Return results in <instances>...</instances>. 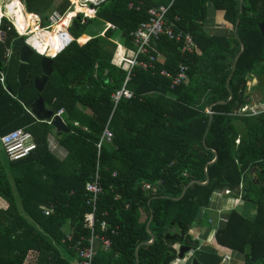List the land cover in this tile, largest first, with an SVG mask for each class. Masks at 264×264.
I'll return each instance as SVG.
<instances>
[{
    "label": "trees",
    "instance_id": "trees-1",
    "mask_svg": "<svg viewBox=\"0 0 264 264\" xmlns=\"http://www.w3.org/2000/svg\"><path fill=\"white\" fill-rule=\"evenodd\" d=\"M170 1L102 0L93 6L94 17L77 13L68 32L90 38L81 45L72 41L52 58V73L41 91L33 85L41 74L42 56L35 52L30 78L17 91L19 52L13 41L24 43V38L2 20L0 136L22 128L36 146L20 160L9 161L4 154L0 159V199L6 202L0 207V264H74V244L81 238L84 244L91 234L83 224L89 211L84 187L97 164L103 190L94 232L111 244L98 248L92 264H170L180 245L195 241L191 227L206 224L203 210L212 195L229 189L234 201L241 179V201L253 206L254 214L232 205L214 231V243L233 252L239 264H264V112L232 114L250 102L249 75L264 74V0H173L168 17L179 18L177 27L192 37L199 54L183 55L178 43L161 37L154 43L161 60L154 69L135 66L125 85L131 97L113 108L111 94L122 86L126 72L110 63L116 48L110 39L131 46L130 33L148 19L147 10ZM20 2L27 13L40 16L43 27L51 11L71 9L68 0ZM214 12L228 30H206ZM95 21L116 28L104 36L99 35L104 27L89 33ZM36 37L38 52L46 51L47 43ZM240 44L244 50L227 82ZM180 63L187 65L188 80L170 89L160 71L175 73ZM39 99L52 113L63 109L68 132L57 134L33 116L30 108ZM107 122L112 139L97 155L95 144ZM50 137L62 157L49 148ZM190 181L198 183L177 199ZM42 206L53 210L44 215ZM150 217L153 241L148 243Z\"/></svg>",
    "mask_w": 264,
    "mask_h": 264
},
{
    "label": "built area",
    "instance_id": "built-area-1",
    "mask_svg": "<svg viewBox=\"0 0 264 264\" xmlns=\"http://www.w3.org/2000/svg\"><path fill=\"white\" fill-rule=\"evenodd\" d=\"M4 1V2H3ZM71 4V9L66 11L64 14H60L58 11L53 10L48 15L47 26H41L40 16L35 13H29L32 16V25L26 26L22 33H19L15 21L13 17L6 13L7 2L9 0H0V44L3 38V31L1 29L2 20L6 19L14 28V30L18 33L19 36L24 38V43L27 44L35 53L41 56H48L51 59L55 55H48L46 51L40 53L38 52V45L36 43L39 40L36 37V34L39 32H47L48 30L53 29L54 26L59 25L60 28L57 30V34L60 39L65 42V46H67L72 41H76L78 44H84L90 37H87L84 41L81 40L80 36L78 38H74L68 32V24L69 21L72 20L77 13H82L84 17H89L83 11H75V4L73 0H68ZM80 5L88 6L93 10V15H95L94 5L97 4L96 0H76ZM20 2V0H19ZM173 0H171L167 5L159 4L150 7L147 10L148 19L142 23H140L131 33H130V43L131 46H126L121 42L110 39L116 46L113 56L111 57L110 63L126 72L125 79L122 83V86L113 91L111 94V100L113 102V108H115L117 102L121 98L128 99L131 97V92L125 88L126 82L130 78V74L132 69L135 66H138L144 70L154 69L155 63L161 60V54L158 49L154 46V43L159 40L161 37H165L168 40L174 41L179 44L180 53L183 55H188L192 53L199 54V50L195 45L192 37L185 33L183 30L177 27V21L179 18L177 16L173 18L168 17L169 8L172 5ZM1 3H3L4 10L1 9ZM24 8V7H23ZM26 13L25 9H23ZM73 12V15L66 20L67 15ZM89 17V18H92ZM110 29H115L116 27L106 22L102 31H100L99 35L104 36L105 31ZM63 47V48H64ZM62 48V49H63ZM61 49V50H62ZM60 50V51H61ZM59 51V52H60ZM10 51L6 52V57L10 56ZM187 65L185 63H180L176 69L175 73H171L167 70H161L160 74L165 78L170 80V89H174L175 87L186 83L188 80L187 74ZM0 81H3V76L0 74ZM264 112V102L258 103H247L243 105L238 110L234 111L232 114L236 116H256ZM63 113V109H59L53 115H58L61 117ZM64 121V120H63ZM50 124V121H47ZM112 139V132L108 127V122L103 128L97 143L95 144L97 155H99L101 146L105 142H110ZM238 143V139L235 140ZM0 146L4 152L5 157L9 161H17L20 160L27 155H29L35 149V141L30 132L25 131L22 128H17L11 130L4 135L0 136ZM144 188H149V184L144 183ZM85 192H86V200L85 204L89 207V211L86 212L83 216V224L86 228L90 229V236L85 240L83 244L82 241L84 239H80L76 241L73 248L76 254V260L74 264H92V260L98 250V248H102L103 250H107L110 247V240L104 235H99L94 232L96 223L98 220L95 218L96 204L102 193V185L100 174L98 172V164L96 165V169L90 179L85 183ZM241 192H242V179L238 186V194L237 198L234 199L235 202H239L241 200ZM231 191L229 189H224L219 192H215L214 194L221 195H229ZM235 207V206H234ZM42 213L44 215H48L52 212L51 206H42ZM100 228L104 229L106 227L105 221L99 222ZM97 242H99V247H97ZM192 252H187L184 254L183 258H178L182 261H186L190 259ZM224 259H230V257L226 254H223ZM177 259V258H176ZM175 259V260H176ZM173 260L172 262H174Z\"/></svg>",
    "mask_w": 264,
    "mask_h": 264
},
{
    "label": "water",
    "instance_id": "water-1",
    "mask_svg": "<svg viewBox=\"0 0 264 264\" xmlns=\"http://www.w3.org/2000/svg\"><path fill=\"white\" fill-rule=\"evenodd\" d=\"M99 1H102V0H96L97 3ZM241 5H242V2L240 1V5H239L240 8H241ZM237 23H238V19L236 20V24ZM71 25H72V20L69 21L68 26L70 27ZM260 30H261V34L264 35V27L263 26L260 27ZM13 45L18 47V52H19V54H18L19 63H18L17 69H16V76H17V81H18L17 91H20L30 78V76L28 74L29 69H30V58H31L34 51L27 44L21 43V40H19V39L14 40ZM243 50H244V46L242 44H240V50L234 58L233 65H232V72H231L230 76L228 77L227 82L231 78V75L234 71L236 59L243 52ZM2 51H3L2 45L0 44V61L2 59ZM40 68H41V74L38 77H35L33 79V85L37 91L42 90V88L45 85L48 77L52 73V59L48 56H42L40 59ZM256 80H257V85L259 87L264 88V74H259L257 76ZM6 91L8 93H11V90L8 87H6ZM231 98H232V94L229 91L228 100H230ZM217 103H223V102H217ZM212 105L213 104H211L207 107L208 113H210V108ZM31 110L33 111L34 115L39 119L46 120V119H50L52 117V112L46 111L44 109V102L40 99L34 105L31 106ZM210 121H211V115L209 116L208 124L210 123ZM50 123L54 127L55 133L60 134L62 132H68V128L60 116L54 115L51 118ZM202 142L204 143V139L202 140ZM216 159H217V154L215 153V157H214L213 161ZM207 182H208V176H206V181L204 182V184ZM193 183H198V182L197 181H190L187 184V186L182 190L180 196L177 199L181 198L182 195L184 194L186 188ZM150 220H151V217L149 218V220L147 222V231L148 232H149L148 225L150 223ZM149 234L151 236V239L148 243L153 241L152 234L150 232H149ZM190 251L192 252L191 257L189 259L190 264H220V262H221V256L219 255L217 249L214 246L202 245L198 241H192L189 244L180 245L178 247L177 257L183 258L184 254L187 252H190Z\"/></svg>",
    "mask_w": 264,
    "mask_h": 264
},
{
    "label": "crops",
    "instance_id": "crops-1",
    "mask_svg": "<svg viewBox=\"0 0 264 264\" xmlns=\"http://www.w3.org/2000/svg\"><path fill=\"white\" fill-rule=\"evenodd\" d=\"M21 3V2H20ZM21 6H23L22 5V3H21ZM218 18H219V20H215L216 21V23H222V24H225L224 26L227 28L228 27V24L226 25V23L225 22H223V21H220L221 19H220V14L219 13H217V15H216ZM217 27V26H216ZM217 28H220L221 29V27H217ZM225 28V29H226ZM206 30L209 32V33H214V30H215V26H214V24H208L207 26H206ZM222 30V29H221ZM37 35V34H36ZM38 36V35H37ZM84 36H86V37H89V36H87V35H84ZM39 37V36H38ZM43 40V39H42ZM43 41H45V40H43ZM46 43H47V47H49L48 48V50L50 49V44L47 42V41H45ZM10 51V49H6V52L7 51ZM48 50H46V51H48ZM2 76H3V74H2ZM248 81H249V78H248ZM1 82V81H0ZM2 84H3V81L1 82ZM6 89V88H5ZM252 89V88H251ZM249 90L248 91V93H249V95H250V103H258V102H263L262 101V98H263V94H262V96H261V98L259 99V100H257V102H255V101H253L252 100V95L250 94V92L252 91V90ZM252 93V92H251ZM35 104V103H34ZM33 104V105H34ZM31 109V108H30ZM44 109L46 110V111H49L45 106H44ZM31 112H32V114H33V116L36 118V119H38V120H41V121H45L46 123H47V121H50L51 122V118L54 116L53 114L54 113H52V117L50 118V119H46V120H43V119H39V118H37L35 115H34V113H33V111L31 110ZM61 119L63 120V117H62V115H61ZM64 122V121H63ZM49 124V123H48ZM50 125H51V123H50ZM52 126V125H51ZM53 127V126H52ZM53 131L55 132V130H54V127H53ZM48 142H49V148L56 154V155H58V153H60V155H58L59 157L61 156H63V154H64V152L60 149V148H58V146H57V144H56V140L54 139V137H50L49 138V140H48ZM253 174H255L254 172H253ZM214 196V197H213ZM225 196L226 195H221V196H218V195H216V194H213L212 195V197H211V203H210V205L207 207V208H205L204 210H203V214L204 215H206V217H207V222L209 223V227H208V224H207V222H206V224H199V225H193L192 227H191V229L189 230V233L191 234V237L195 240V241H198L200 244H202V245H212V246H214L216 249H217V251H218V253H219V255L221 256V262H220V264H223L222 262H223V259H224V257H223V254H226V255H228L229 257H230V259H224L225 260V264H239L240 262H239V260L236 258V256L234 255V253L233 252H231L230 250H228V249H225V248H222V247H218L215 243H214V231H215V229L217 228V227H219L222 223H224L225 221H226V213L228 212V210H227V212H226V209H228L229 207H231L232 205H234L235 206V208H238V210H241V211H243V212H245V213H248L249 212V209H251V208H253V206H248V205H246L244 202H242L241 200H240V202H235V201H233V199H231L230 197H228V196H226V198H225ZM240 205V207H238ZM233 206V207H234ZM0 207H2V208H4V207H6V202L5 201H3L2 199H0ZM230 209V208H229ZM254 214V208H253V212H252V215ZM219 250H224V251H226L225 253H221ZM75 260H76V258H74L72 261H73V263H75ZM234 261H237V262H234ZM170 264H190V260L188 259V260H186V261H182V260H180V259H178V257H177V259L174 261V262H171Z\"/></svg>",
    "mask_w": 264,
    "mask_h": 264
},
{
    "label": "bare ground",
    "instance_id": "bare-ground-1",
    "mask_svg": "<svg viewBox=\"0 0 264 264\" xmlns=\"http://www.w3.org/2000/svg\"><path fill=\"white\" fill-rule=\"evenodd\" d=\"M73 2L76 3L75 11L73 12L83 11L87 16L92 17L93 10L90 7L80 5L76 0H73ZM23 9L24 8L21 6L19 0H9V2H7L6 13L13 17L19 33H22L26 26L33 24L32 16L27 12L25 13ZM73 12H70L67 15L66 20L73 15ZM59 28L60 26L56 25L53 29L48 30L47 32L42 31L37 33L41 39L50 44V49L48 50L49 47L46 48V50H48L46 51L48 55H56L65 45V42L60 39L57 34Z\"/></svg>",
    "mask_w": 264,
    "mask_h": 264
},
{
    "label": "rangeland",
    "instance_id": "rangeland-1",
    "mask_svg": "<svg viewBox=\"0 0 264 264\" xmlns=\"http://www.w3.org/2000/svg\"><path fill=\"white\" fill-rule=\"evenodd\" d=\"M4 2V1H3ZM88 6H89V4H87ZM1 9L2 10H4V8H3V3H1ZM212 12H211V10H210V13H209V15L211 14ZM217 15V13L216 12H214L213 13V16L211 15V17H212V24H214V26H215V30H214V33H217V32H222V31H224L225 30V24H222V23H216V21L215 20H219V18L216 16ZM227 25V24H226ZM221 27V29L220 28H217V27ZM104 26H103V24H101L100 22H97V21H95V22H93L92 23V25H91V27L89 28V33H98L102 28H103ZM230 28V26H228L226 29L228 30ZM258 76V75H257ZM257 76L256 75H254V74H251V75H249V81H248V91L251 89L252 91V93L250 92V94L252 95V100L253 101H255V102H257V100H259L260 98H261V96H262V94H264V88H262V87H259L258 85H257ZM3 154H4V152H3V150H2V147L0 146V159H3L2 157H3ZM58 155H60V153H58ZM214 197V196H213ZM229 197V196H228ZM225 198H226V196H225ZM240 202V201H239ZM238 207H240V205L238 206ZM229 208H231V207H229ZM229 208L228 209H226V212H227V210H229ZM241 208V207H240ZM252 212H253V208H251V209H249V212L247 213L249 216H251L252 215ZM221 253H225L226 251H224V250H219ZM223 264H225V260L223 259V262H222Z\"/></svg>",
    "mask_w": 264,
    "mask_h": 264
}]
</instances>
